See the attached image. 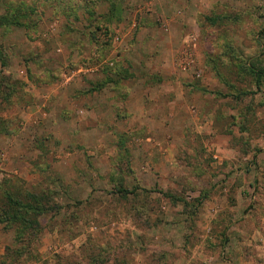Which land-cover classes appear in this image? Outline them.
<instances>
[{"label":"rangeland","instance_id":"rangeland-1","mask_svg":"<svg viewBox=\"0 0 264 264\" xmlns=\"http://www.w3.org/2000/svg\"><path fill=\"white\" fill-rule=\"evenodd\" d=\"M250 65L264 0H0V209L56 207L28 245L0 223V264H264Z\"/></svg>","mask_w":264,"mask_h":264},{"label":"trees","instance_id":"trees-1","mask_svg":"<svg viewBox=\"0 0 264 264\" xmlns=\"http://www.w3.org/2000/svg\"><path fill=\"white\" fill-rule=\"evenodd\" d=\"M111 7L115 10V12H117V2L114 5H111ZM207 20L210 21L211 24H214V20ZM2 64L4 63L2 62ZM249 71L256 75L257 78L264 76V71H257L254 69L253 65L249 66ZM3 84H6V82ZM7 84L8 89L11 88L12 90V84H10V82ZM2 99L8 102L10 99V93L7 91L5 94H3ZM4 122L5 121L0 120V130L2 127L6 132V128L3 126ZM115 192L120 197H126L127 195L135 194L134 191H128L125 189L123 185L117 186ZM48 196L49 193L46 195H40L22 189H19L18 191L16 190V193L7 192L6 195H4L5 201L1 203L0 209V223L7 221L11 226H16L18 231V238L16 241L18 244L22 243L28 245V242L39 239L38 236H40V232L38 231L37 225L38 218L51 211H55L54 209L56 208H54V206H47ZM21 250L24 252L25 247H23Z\"/></svg>","mask_w":264,"mask_h":264}]
</instances>
